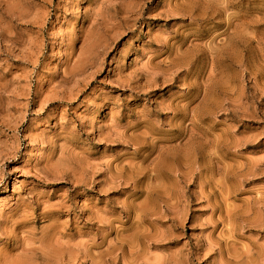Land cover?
I'll return each instance as SVG.
<instances>
[{
    "label": "rangeland",
    "instance_id": "374dc122",
    "mask_svg": "<svg viewBox=\"0 0 264 264\" xmlns=\"http://www.w3.org/2000/svg\"><path fill=\"white\" fill-rule=\"evenodd\" d=\"M0 264H264V0H0Z\"/></svg>",
    "mask_w": 264,
    "mask_h": 264
}]
</instances>
